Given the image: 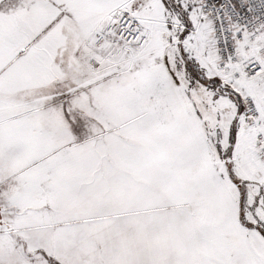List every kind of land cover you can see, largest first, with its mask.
<instances>
[{
  "label": "snow or ice",
  "instance_id": "1",
  "mask_svg": "<svg viewBox=\"0 0 264 264\" xmlns=\"http://www.w3.org/2000/svg\"><path fill=\"white\" fill-rule=\"evenodd\" d=\"M0 264H264V0H0Z\"/></svg>",
  "mask_w": 264,
  "mask_h": 264
}]
</instances>
